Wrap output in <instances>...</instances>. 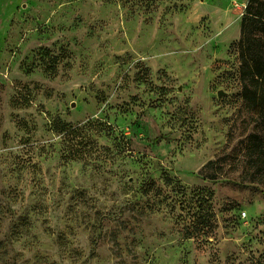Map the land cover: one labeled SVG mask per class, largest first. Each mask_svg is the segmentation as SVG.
I'll list each match as a JSON object with an SVG mask.
<instances>
[{
  "label": "rangeland",
  "instance_id": "rangeland-1",
  "mask_svg": "<svg viewBox=\"0 0 264 264\" xmlns=\"http://www.w3.org/2000/svg\"><path fill=\"white\" fill-rule=\"evenodd\" d=\"M247 1L0 0V264H264Z\"/></svg>",
  "mask_w": 264,
  "mask_h": 264
},
{
  "label": "trees",
  "instance_id": "trees-1",
  "mask_svg": "<svg viewBox=\"0 0 264 264\" xmlns=\"http://www.w3.org/2000/svg\"><path fill=\"white\" fill-rule=\"evenodd\" d=\"M236 48L242 84L239 96L248 109L247 123H255V127L261 129L251 133L248 138L253 139V156L257 153L262 162L260 168L264 169V0L247 1ZM67 127L61 120L56 123L59 132H64ZM221 160L208 161L202 168V174L210 180L218 179L222 174ZM208 221L203 220L201 223L208 224Z\"/></svg>",
  "mask_w": 264,
  "mask_h": 264
},
{
  "label": "water",
  "instance_id": "water-1",
  "mask_svg": "<svg viewBox=\"0 0 264 264\" xmlns=\"http://www.w3.org/2000/svg\"><path fill=\"white\" fill-rule=\"evenodd\" d=\"M222 94H223V92L220 91V92H219V95H222Z\"/></svg>",
  "mask_w": 264,
  "mask_h": 264
},
{
  "label": "built area",
  "instance_id": "built-area-1",
  "mask_svg": "<svg viewBox=\"0 0 264 264\" xmlns=\"http://www.w3.org/2000/svg\"><path fill=\"white\" fill-rule=\"evenodd\" d=\"M246 214V213H245Z\"/></svg>",
  "mask_w": 264,
  "mask_h": 264
}]
</instances>
